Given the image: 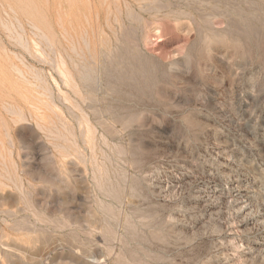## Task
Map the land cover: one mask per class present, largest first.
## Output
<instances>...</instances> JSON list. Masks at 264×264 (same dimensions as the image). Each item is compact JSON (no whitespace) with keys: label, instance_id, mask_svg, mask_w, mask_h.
Listing matches in <instances>:
<instances>
[{"label":"rangeland","instance_id":"obj_1","mask_svg":"<svg viewBox=\"0 0 264 264\" xmlns=\"http://www.w3.org/2000/svg\"><path fill=\"white\" fill-rule=\"evenodd\" d=\"M263 215L264 0H0V264H264Z\"/></svg>","mask_w":264,"mask_h":264},{"label":"bare ground","instance_id":"obj_2","mask_svg":"<svg viewBox=\"0 0 264 264\" xmlns=\"http://www.w3.org/2000/svg\"><path fill=\"white\" fill-rule=\"evenodd\" d=\"M228 164V163H227ZM223 165V164H222ZM225 165V164H224ZM238 169V172L239 173H244L245 174V172L246 171H248V169L245 167V166H241L240 168L239 167H237ZM201 173V172H200ZM210 173V172H209ZM215 173V172H214ZM214 173H212V171H211V173L210 174H208L207 175V177L205 178V179H201L202 180V182H201V186H204L205 188V190H208V192L210 193V192H218L219 193V195H221V193H223V192H219L216 188H217V183H218V181L220 182V177H219V174H214ZM249 175V174H248ZM227 176V175H226ZM225 176V177H226ZM250 176V175H249ZM252 176V180H250L249 182H247V184H248V186L247 187H244V186H240L239 184H235V185H233V186H231V187H229L230 189H231V191L230 192H228V193H225V194H228L229 196H231V197H233V200L232 201H234V202H236L238 205H240L239 206V208L241 207L242 209L243 208H247L248 207V205L249 204H252L251 202L253 201V199H256V197L258 196H260L261 195V192L259 191L260 190V180L256 177L257 175H251ZM228 180H226V181H228V182H235L237 179L235 178V176H232V177H229V176H227L226 177ZM224 179V178H223ZM232 183V184H233ZM246 184V183H245ZM171 185V184H170ZM220 185V184H219ZM227 185V184H226ZM200 187V186H199ZM225 187V186H224ZM165 189V188H164ZM201 189V188H200ZM204 190V191H205ZM194 193V192H193ZM209 193H207V194H205L204 195V198H207L206 200H204L205 202H206V205H205V207H207V209H210V208H212L213 206H216L217 205V203H213L212 204V202L213 201H208L209 199L208 198H212V196L209 194ZM263 194V193H262ZM213 195V198L215 199V198H220L219 197V195H214V194H212ZM200 196H201V194H200ZM226 197V196H225ZM200 199H201V197H199ZM211 200V199H210ZM213 200V199H212ZM219 200V199H218ZM223 200V199H222ZM215 201V200H214ZM228 202V201H227ZM232 203V204H234V206H235V203ZM224 203V202H223ZM226 203V202H225ZM224 203V204H225ZM256 203V202H255ZM229 204V203H228ZM204 206V205H203ZM219 206V205H218ZM221 206V205H220ZM232 206V205H231ZM222 207H223V205H222ZM250 207V206H249ZM248 207V208H249ZM218 208V207H217ZM220 208V207H219ZM233 208V207H232ZM237 208V207H236ZM239 208H237L236 210H239ZM260 208V207H259ZM258 208V209H259ZM219 210V209H218ZM241 210V209H240ZM246 210V209H245ZM213 211V210H212ZM241 211H243V210H241ZM240 211V212H241ZM211 212V211H210ZM220 212V211H219ZM237 212V211H236ZM239 212V211H238ZM248 212H250V210L248 211ZM247 212V213H248ZM209 214V213H208ZM252 214H254V213H252ZM256 214H258V212L256 213ZM262 214V213H261ZM12 215V214H11ZM239 215H240V213H239ZM241 215H242V213H241ZM244 215H246V213L244 214ZM250 215V214H249ZM13 216V215H12ZM208 216V215H207ZM247 216H248V214H247ZM246 216V217H247ZM252 216V215H251ZM257 216V215H256ZM264 216V215H263ZM253 217H254V215H253ZM245 218V217H244ZM261 218V217H260ZM263 219V218H262ZM249 220V219H248ZM260 220V219H259ZM258 220V221H259ZM257 221V220H256ZM248 223V222H247ZM244 224V223H243ZM252 225V224H251ZM255 225V224H254ZM258 225V224H257ZM261 225V224H260ZM263 225V224H262ZM256 228V227H255ZM263 228V227H262ZM253 229V228H252ZM259 229V228H258ZM230 231V230H229ZM251 231V230H250ZM250 231H248L249 233H250ZM253 231H256V230H253ZM260 231H262V230H260ZM247 233V232H246ZM261 233V232H260ZM257 234V233H256ZM249 235V234H248ZM259 238V237H258ZM263 239V238H262ZM254 240V239H253ZM249 245V244H248ZM251 248V247H250ZM252 248H254V247H252ZM246 249V248H245ZM249 249V248H248ZM262 249V248H261ZM247 250V249H246ZM256 250V249H255ZM253 251V250H252ZM246 253V252H245ZM253 253V252H252Z\"/></svg>","mask_w":264,"mask_h":264}]
</instances>
